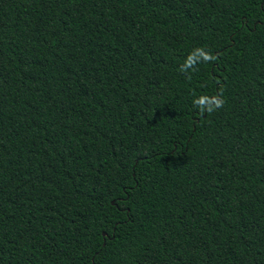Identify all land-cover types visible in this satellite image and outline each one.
<instances>
[{"label":"trees","instance_id":"obj_1","mask_svg":"<svg viewBox=\"0 0 264 264\" xmlns=\"http://www.w3.org/2000/svg\"><path fill=\"white\" fill-rule=\"evenodd\" d=\"M0 264H264V0H0Z\"/></svg>","mask_w":264,"mask_h":264},{"label":"water","instance_id":"obj_2","mask_svg":"<svg viewBox=\"0 0 264 264\" xmlns=\"http://www.w3.org/2000/svg\"><path fill=\"white\" fill-rule=\"evenodd\" d=\"M103 235H104V237H106L107 234L106 233H103Z\"/></svg>","mask_w":264,"mask_h":264},{"label":"clouds","instance_id":"obj_3","mask_svg":"<svg viewBox=\"0 0 264 264\" xmlns=\"http://www.w3.org/2000/svg\"><path fill=\"white\" fill-rule=\"evenodd\" d=\"M206 59H211V57H206Z\"/></svg>","mask_w":264,"mask_h":264}]
</instances>
